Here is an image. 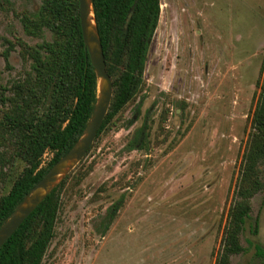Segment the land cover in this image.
<instances>
[{
  "label": "rangeland",
  "instance_id": "rangeland-1",
  "mask_svg": "<svg viewBox=\"0 0 264 264\" xmlns=\"http://www.w3.org/2000/svg\"><path fill=\"white\" fill-rule=\"evenodd\" d=\"M40 3L0 0L6 97L30 70L23 43L51 39L47 29L27 34L21 22ZM263 72L264 0H160L141 83L60 181L41 264H215ZM141 127L145 147L129 149ZM24 168L0 123V197ZM250 203L243 251L229 264H264V187Z\"/></svg>",
  "mask_w": 264,
  "mask_h": 264
},
{
  "label": "trees",
  "instance_id": "trees-1",
  "mask_svg": "<svg viewBox=\"0 0 264 264\" xmlns=\"http://www.w3.org/2000/svg\"><path fill=\"white\" fill-rule=\"evenodd\" d=\"M92 10L113 93L100 133L137 91L149 45L156 29L160 0H92ZM25 32L37 36L47 29L50 40L26 45L30 70L12 85V95L0 92L2 126L14 137L16 154L25 168L0 197V224L13 207L82 135L96 101L97 78L85 50L78 0H41L38 9L23 14ZM263 68V64L261 69ZM97 133V135H98ZM96 135V136H97ZM144 127L129 142V149L144 148ZM50 159L42 166L45 152ZM58 183L0 248V264H41L54 233L63 185ZM264 187V72L249 135L227 214L215 264H229L243 251L240 235L251 210V198ZM122 203L107 210V223ZM258 227L257 219L253 231ZM258 254H262L258 250Z\"/></svg>",
  "mask_w": 264,
  "mask_h": 264
},
{
  "label": "water",
  "instance_id": "water-1",
  "mask_svg": "<svg viewBox=\"0 0 264 264\" xmlns=\"http://www.w3.org/2000/svg\"><path fill=\"white\" fill-rule=\"evenodd\" d=\"M78 15L83 44L97 78L96 101L82 135L34 184L0 224V248L50 191L85 156L109 109L113 85L106 71L102 45L93 16L92 0H78ZM90 15L93 19L92 24L89 20Z\"/></svg>",
  "mask_w": 264,
  "mask_h": 264
},
{
  "label": "bare ground",
  "instance_id": "bare-ground-1",
  "mask_svg": "<svg viewBox=\"0 0 264 264\" xmlns=\"http://www.w3.org/2000/svg\"><path fill=\"white\" fill-rule=\"evenodd\" d=\"M89 20H90V23L92 24L93 23V19H92L91 15L89 17Z\"/></svg>",
  "mask_w": 264,
  "mask_h": 264
}]
</instances>
